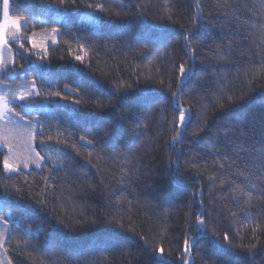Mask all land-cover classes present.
<instances>
[{
    "label": "trees",
    "instance_id": "1",
    "mask_svg": "<svg viewBox=\"0 0 264 264\" xmlns=\"http://www.w3.org/2000/svg\"><path fill=\"white\" fill-rule=\"evenodd\" d=\"M261 3L9 1L25 34L58 37L46 55L10 41L0 72V86L35 83L38 95L14 107L36 124L35 151L51 157L6 174L0 150L8 264H264ZM180 105L191 123L172 143Z\"/></svg>",
    "mask_w": 264,
    "mask_h": 264
},
{
    "label": "snow or ice",
    "instance_id": "2",
    "mask_svg": "<svg viewBox=\"0 0 264 264\" xmlns=\"http://www.w3.org/2000/svg\"><path fill=\"white\" fill-rule=\"evenodd\" d=\"M74 2V0H73ZM64 0H60V4L63 5ZM89 7H92V5H89ZM260 7L264 8V3H261ZM95 8L99 11H104L103 5L97 4ZM3 16L5 17L4 24L0 25V49H3L5 46L9 45L10 40H17L19 39L21 41L20 47L23 48V41L28 40L32 43L33 48H44V45H38L36 44L35 40L32 39V37H21V22L23 21V17H16L14 19H9V0H3ZM14 28V30H10ZM52 33H57V29L53 28ZM257 32L259 34V39L261 41L262 46H264V24L260 25L257 29ZM35 33L33 34V36ZM55 43V41H53ZM9 51H11L9 49ZM45 55H46V48L44 49ZM194 51V50H191ZM43 58V57H42ZM77 60L83 62V56H77ZM261 65H260V71L264 72V54L261 55ZM6 67V62L3 59V56L0 55V71H2ZM23 68V66H21ZM189 69L185 68V65L182 63L179 67V74L180 78L183 79L186 75ZM253 74H255V71H253ZM34 92L38 95V91H36V85L34 82H32L30 85L23 86L19 92H13L11 90L5 92L0 90V122H6V123H0V144H2L3 147L7 148L9 152V156L4 157L3 160V168L6 172H16L19 171L20 164L15 161H21L23 163L24 168H28L30 164H34L37 168H41L43 161L45 159H51V157L42 156L39 152H36L35 149L32 147V141L35 139V125L32 124L31 121H25L24 117L21 116L19 113L14 111V108L11 106L12 100L17 101H27L29 97H31ZM55 96H58L59 93H55ZM173 97H178L180 95V89L178 87L177 92L172 93ZM76 104H80L81 101L77 100L75 101ZM164 109H161V112H163ZM179 115L178 117H174V123L175 128L174 131L176 132V135L172 137V143H179L182 139L183 131L186 129L187 124L191 123V111L190 109H186L183 107V105L179 106ZM23 122V123H21ZM203 129H199L198 131H202ZM58 136H63L62 132L57 133ZM81 140H85L86 143L91 144V140H86L84 136L80 137ZM52 138L49 137V141H51ZM17 142H22L24 146V153L21 154L20 152L16 151ZM46 142L41 140V144H45ZM55 144L60 145L63 144L65 146H69L73 149L76 148V144L74 142L70 143L69 141L65 139H57ZM57 161H61V157L57 155L55 157ZM55 166V165H54ZM49 172H51V169H49ZM45 181L48 180V177H42ZM235 196L239 195H246L249 199V201L252 198V193L245 192L244 188H242L240 185H236L232 189ZM235 198V197H234ZM197 224L200 226H203L205 224V221L201 215L196 216ZM3 225L7 226L8 221H3ZM122 226V225H121ZM201 229L198 228V231ZM11 230L7 227H5L4 232H0V247H3L5 242L6 233L10 232ZM227 234L224 235V240L228 241ZM255 245H251L249 248V251H251L252 248H254ZM191 251V246L189 244V241L185 239L184 241V253L187 255ZM158 254L163 255L164 249L160 247L158 249ZM184 264H188V261L185 260Z\"/></svg>",
    "mask_w": 264,
    "mask_h": 264
},
{
    "label": "rangeland",
    "instance_id": "3",
    "mask_svg": "<svg viewBox=\"0 0 264 264\" xmlns=\"http://www.w3.org/2000/svg\"><path fill=\"white\" fill-rule=\"evenodd\" d=\"M9 19H12V18H10V16H9ZM4 20H5V17L3 16V0H0V25L4 24ZM10 30H14V28H12ZM34 33H35V35L33 36ZM20 36L21 37H32V39L35 40L36 44H38V45L43 44L44 47L46 48V47H53V46L56 45L58 32L53 34L52 31H36V32L30 33L28 35V34H25L22 31V26H21ZM17 40H19V39H17ZM10 41H13V40H10ZM53 41H55V43H53ZM9 49L11 50V48H9L7 46H5L3 49H0V55L3 56V59L6 62V69H8L11 66V64H12V56H13V54H12V50L9 51ZM29 84L28 83H19V84L16 85V87L13 86V85H2V86H0V88H3L2 91H5V92H7L9 90H11L13 92H19V90L23 86L29 85ZM4 89H6V90H4ZM22 102L23 101L12 100L11 106L14 108L15 112L18 113V108H15L14 106H22L23 107L24 105H22ZM31 122H32L33 125H35V134H36V129H37L36 128V124L33 121H31ZM0 123H6V122H0ZM21 123H23V122H21ZM34 144H35V142L32 141V147L33 148H34ZM0 150L4 151L6 153L4 157L9 156V152H8L7 148L3 147L2 144H0ZM16 151L20 152L21 154L24 153L25 150H24V146H23L22 142H17ZM15 162L20 164L19 171H29L30 169H33V168L37 169V167L34 164H30L28 168H24L23 167V163L21 161H15ZM43 163H44V161H43ZM3 170H4V168H3ZM19 171L6 172L4 170V172L6 174H13V173H17ZM5 227L9 228L8 225L5 226V225H3L2 222H0V232H4L5 231ZM8 234H9V232L6 233L5 242H6ZM5 242H4L3 247H0V264H8L7 263L8 260L6 259V255L4 254V249H3L4 246H5Z\"/></svg>",
    "mask_w": 264,
    "mask_h": 264
}]
</instances>
